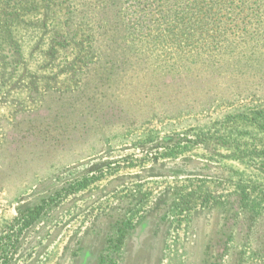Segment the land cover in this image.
Instances as JSON below:
<instances>
[{
    "label": "rangeland",
    "instance_id": "1",
    "mask_svg": "<svg viewBox=\"0 0 264 264\" xmlns=\"http://www.w3.org/2000/svg\"><path fill=\"white\" fill-rule=\"evenodd\" d=\"M29 28L15 66L0 39V264H264V29L137 49L97 94L60 61L87 45L29 67Z\"/></svg>",
    "mask_w": 264,
    "mask_h": 264
},
{
    "label": "trees",
    "instance_id": "2",
    "mask_svg": "<svg viewBox=\"0 0 264 264\" xmlns=\"http://www.w3.org/2000/svg\"><path fill=\"white\" fill-rule=\"evenodd\" d=\"M28 24L24 42L37 43V50L28 55L29 67L38 66L33 61H43L47 53L53 55L56 47L65 48L70 41L87 45V56L84 47H74L73 57L64 53L60 61L76 65L81 58L85 65L73 72L76 79L101 94L105 83L94 81L112 78L102 64H125L137 49L161 47L156 55L161 56L167 45L177 50L207 43V35L216 42L218 36L226 38L234 31H259L264 29V0H0V39L6 41V56L13 65L23 57L13 29ZM47 26L56 30L47 31ZM60 26L67 32L61 33ZM87 91L82 87L77 95Z\"/></svg>",
    "mask_w": 264,
    "mask_h": 264
}]
</instances>
